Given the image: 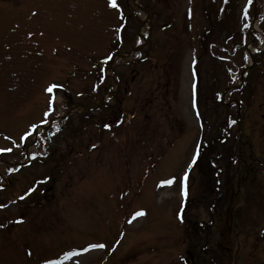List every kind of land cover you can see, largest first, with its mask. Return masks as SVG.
Returning a JSON list of instances; mask_svg holds the SVG:
<instances>
[{"label":"rangeland","instance_id":"1","mask_svg":"<svg viewBox=\"0 0 264 264\" xmlns=\"http://www.w3.org/2000/svg\"><path fill=\"white\" fill-rule=\"evenodd\" d=\"M119 2L0 0V147L21 143L57 109L70 119L64 137L56 135L39 148L46 164L38 157L31 166L14 170L9 187L0 192V264H188L182 260L190 253L183 241L189 227L182 209L187 198L196 199L192 196L202 183L199 166L189 169L201 135L195 88L201 85L206 95L213 82L212 62L204 59L201 80L194 63L201 54L200 37L213 20L208 5L221 0H123L122 7ZM248 2L236 0L239 28L247 24L243 11ZM144 3L156 12L153 18L139 8ZM122 13L126 28L118 40ZM139 35L149 36L148 45ZM135 46L145 51L142 59L134 53L115 55ZM253 77L256 91L244 110L243 135L233 127L221 150L232 148L240 157L229 173L227 201L212 211L197 200L198 208L185 211L188 222L203 223V231L214 238L226 235L223 247L230 258L223 253L220 264H264V56ZM119 81L120 124L117 120L112 127L99 120L115 103L108 86L116 91ZM102 97L106 110L83 114L81 103L100 106ZM226 114L223 108L210 113L212 131L222 127ZM115 118L112 114L106 120ZM71 145L76 146L74 154L67 155ZM15 152L3 158L7 165H17L19 147ZM59 153L66 157L59 160ZM250 153L257 169L245 181V170L254 168L246 161ZM55 161L60 162L58 176L50 170ZM205 168L201 171L207 181ZM48 174L49 183L43 180ZM188 174L195 180L189 197L184 194L187 181L181 182ZM41 180L44 186L23 201L30 186ZM47 192L55 199L42 200ZM117 239L121 242L108 256L101 243L111 247ZM93 244L101 245L89 248Z\"/></svg>","mask_w":264,"mask_h":264},{"label":"trees","instance_id":"2","mask_svg":"<svg viewBox=\"0 0 264 264\" xmlns=\"http://www.w3.org/2000/svg\"><path fill=\"white\" fill-rule=\"evenodd\" d=\"M151 3V2H150ZM236 0H221V4L217 7L208 5V11L213 12V20H210L206 32L203 34L200 40V57L196 60V70L201 73L202 64L204 59H209L212 63H208L212 69L210 70V75L212 77V87L208 89L206 95L202 94V86L197 93L198 98V109L203 121V139L200 146V151L198 154V159L196 165H209L213 158L218 159V166H223L228 163V157L232 156V148L226 150V153H221L222 149H225L229 138L230 130L227 129L238 124V110L239 107L243 109L241 114L242 118L244 116V110L247 109V105L253 101L252 96L255 89L252 84V76L256 72V67L261 64V57L264 55L263 52L256 53L254 56L257 60V66L253 69L246 77L243 86L228 95L227 99L229 101L235 99L238 104L235 103L233 107L227 108L222 105L219 101L220 96L223 94L224 90L227 88L234 87L238 81V78L248 65V56L245 51L246 43L260 42V36L249 32L246 28L240 30L236 26V19L234 18ZM258 3V14L259 16L264 9V0H257ZM144 5L149 9L150 12L154 13L150 4ZM143 5V6H144ZM150 6V7H148ZM254 5L251 1L250 8L247 10L248 17L253 13ZM231 20V23H230ZM261 27L264 30V18L261 22ZM254 38V39H253ZM150 41V39H149ZM142 54V52L140 53ZM213 64V65H212ZM214 85H216L214 87ZM252 88V89H251ZM253 90V91H252ZM203 107V110H202ZM218 108L226 109L227 114L225 117V122L222 127L219 125L216 130L212 131L213 125L210 120V113L216 114ZM116 111V110H115ZM114 111V113H115ZM234 113L233 117L229 115ZM229 116V118H228ZM217 119V118H216ZM104 120V119H103ZM55 131L61 130V124L56 123L50 129H48L45 134L51 136ZM28 141V139H27ZM29 143H26L25 147ZM240 143L238 144V146ZM240 149L237 148V151ZM247 154V153H246ZM216 168V165H213ZM205 176V175H204ZM204 176L202 177V183L200 191L206 185H208ZM212 189V187H210ZM199 191V192H200ZM199 192L196 193L197 198ZM200 197V196H199ZM194 202H191L193 206ZM185 222L188 224L186 216L184 217Z\"/></svg>","mask_w":264,"mask_h":264},{"label":"snow or ice","instance_id":"3","mask_svg":"<svg viewBox=\"0 0 264 264\" xmlns=\"http://www.w3.org/2000/svg\"><path fill=\"white\" fill-rule=\"evenodd\" d=\"M111 3H112L113 6H115V0H111ZM52 87H55V85H53ZM52 87L48 88L47 90H48L49 92H51V91H52ZM9 151H10V149H9ZM169 183H171V182H169ZM184 194L186 195V187H185V192H184ZM141 214H142V213H138V215H141ZM101 247H102V245H101Z\"/></svg>","mask_w":264,"mask_h":264}]
</instances>
